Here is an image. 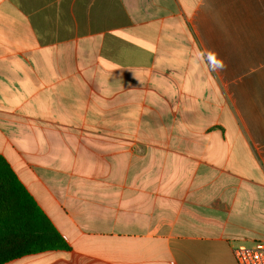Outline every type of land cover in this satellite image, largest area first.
<instances>
[{
    "label": "crops",
    "instance_id": "obj_1",
    "mask_svg": "<svg viewBox=\"0 0 264 264\" xmlns=\"http://www.w3.org/2000/svg\"><path fill=\"white\" fill-rule=\"evenodd\" d=\"M0 155L71 247L6 264H237L264 241V0H0Z\"/></svg>",
    "mask_w": 264,
    "mask_h": 264
},
{
    "label": "trees",
    "instance_id": "obj_2",
    "mask_svg": "<svg viewBox=\"0 0 264 264\" xmlns=\"http://www.w3.org/2000/svg\"><path fill=\"white\" fill-rule=\"evenodd\" d=\"M71 247L0 155V264Z\"/></svg>",
    "mask_w": 264,
    "mask_h": 264
},
{
    "label": "built area",
    "instance_id": "obj_3",
    "mask_svg": "<svg viewBox=\"0 0 264 264\" xmlns=\"http://www.w3.org/2000/svg\"><path fill=\"white\" fill-rule=\"evenodd\" d=\"M237 264H264V241L252 246H238L234 249Z\"/></svg>",
    "mask_w": 264,
    "mask_h": 264
}]
</instances>
